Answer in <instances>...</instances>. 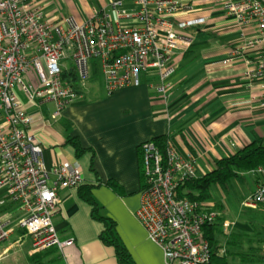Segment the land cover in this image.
Here are the masks:
<instances>
[{
  "label": "built area",
  "instance_id": "built-area-1",
  "mask_svg": "<svg viewBox=\"0 0 264 264\" xmlns=\"http://www.w3.org/2000/svg\"><path fill=\"white\" fill-rule=\"evenodd\" d=\"M217 1L239 29V42L226 62L242 61L243 78L260 93L252 102L264 107V0ZM133 3L130 10L123 0H114L107 11L80 24L71 15L49 17L37 0H0V190L6 193L0 209L12 205L20 213L0 214V248L17 231L31 239L29 256L73 244V239L60 240L53 219L61 208L58 190L77 188L83 179L68 165L47 170L44 145L27 111L54 105L50 119L56 121L82 98L63 79L64 72L75 69L86 85L97 66L107 96L156 76L157 92L168 97L175 72L172 57L192 44L183 33L197 24L175 19L192 8L176 0ZM140 151L144 186L136 217L162 249L164 264H213L204 229L215 225L219 214L177 196L180 185L199 178L197 157L183 154L170 139L164 154L153 140ZM250 174L259 182L243 204L264 208V166ZM51 175L56 177L52 184ZM262 252L264 256V247Z\"/></svg>",
  "mask_w": 264,
  "mask_h": 264
},
{
  "label": "crops",
  "instance_id": "crops-1",
  "mask_svg": "<svg viewBox=\"0 0 264 264\" xmlns=\"http://www.w3.org/2000/svg\"><path fill=\"white\" fill-rule=\"evenodd\" d=\"M112 1L37 3L51 18L71 15L81 24L95 12L107 11ZM123 1L126 9H135L133 0ZM176 1L192 8L179 13L176 22L197 24L183 33L192 44L172 57L175 72L167 98L157 92L160 80L156 76L144 77L139 87L107 96L102 77L95 78L92 71L91 79L81 85L82 98L67 107L56 121L50 119L54 105L27 108L35 119L37 138L44 145L47 170L53 172L58 166L68 165L79 171L82 185L93 187L92 194L102 214L115 221L117 235L135 264L165 261L162 249L149 239L136 217L144 186L140 151L143 143L168 137L183 154L197 157L198 174L203 177L214 170L218 160L264 141V107L252 102L260 96L257 86L243 78L242 61L226 62L239 42L237 25L228 19L217 0ZM71 140L80 142V157ZM236 181L243 182L247 198L259 178L245 173L242 179L233 180L231 187ZM54 182L56 177L51 175V184ZM79 187L58 190L61 208L53 219L60 240L73 239V244L63 250L52 249L53 254L48 250L44 256L47 261L59 259L53 264H119L114 249L101 241L104 224L93 218L92 207L79 197ZM215 190L218 193L224 189ZM5 194L0 190V198ZM15 208L7 205L0 214L13 212L19 217ZM14 237L30 252L32 242L23 231H17Z\"/></svg>",
  "mask_w": 264,
  "mask_h": 264
},
{
  "label": "trees",
  "instance_id": "trees-1",
  "mask_svg": "<svg viewBox=\"0 0 264 264\" xmlns=\"http://www.w3.org/2000/svg\"><path fill=\"white\" fill-rule=\"evenodd\" d=\"M93 73L95 74V78L101 77L97 66L93 67ZM63 79L71 85L75 92L81 95L83 89L75 69L71 68L70 70L64 72ZM152 140L160 147L164 154L169 138L160 137ZM71 143L75 147L77 155L80 157L83 153L80 142L78 140H71ZM260 166H264V141L255 142L240 150L234 156L218 160L216 162L215 169L212 172L207 173L203 177L190 180L183 185H180L177 189V196L182 199L196 202L205 210L215 211L206 205L214 201V196L212 194L213 189L216 187L225 189L227 184L232 183L233 180L240 178L239 174L241 172L250 171ZM92 191V186L81 185L79 187L78 194L83 201L92 207L93 218L104 224L105 229L101 235V241L105 245L114 249L119 264H135L129 251L117 235V225L115 221L102 214L103 209L95 201ZM220 220L221 218H219V221L215 225L204 229V239L208 241L212 248V263L262 264L264 260L262 247L258 249L252 248L247 251L237 252L226 250L224 254L220 252V247L217 245V235L221 233L218 227H220L223 223ZM240 238V235H233L232 237L233 241H238ZM261 241L264 242V239ZM53 253L54 251L51 254ZM45 254H38L30 259L31 261H35L38 264H53L59 260L56 258L47 261V257L44 256Z\"/></svg>",
  "mask_w": 264,
  "mask_h": 264
},
{
  "label": "rangeland",
  "instance_id": "rangeland-1",
  "mask_svg": "<svg viewBox=\"0 0 264 264\" xmlns=\"http://www.w3.org/2000/svg\"><path fill=\"white\" fill-rule=\"evenodd\" d=\"M245 173L250 174L247 171L241 172V179ZM236 183L232 187L231 183L227 184L225 189L218 193L214 188L212 191L214 201L206 204L219 214L221 222L230 223V227L225 230L223 223L218 227L221 233L217 235V245L222 254L226 250L237 252L261 247L263 250L264 247V242L261 241L264 239V208L245 206L243 201L247 196L246 188H243V182L240 184V181H236ZM233 235H240V240L233 241ZM27 248L28 246L17 244L16 237L12 236L0 248V264H38L31 261L30 258L35 255L29 256L26 252Z\"/></svg>",
  "mask_w": 264,
  "mask_h": 264
}]
</instances>
